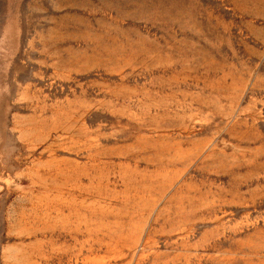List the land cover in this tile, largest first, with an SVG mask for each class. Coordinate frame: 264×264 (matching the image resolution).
<instances>
[{
  "label": "rangeland",
  "instance_id": "rangeland-1",
  "mask_svg": "<svg viewBox=\"0 0 264 264\" xmlns=\"http://www.w3.org/2000/svg\"><path fill=\"white\" fill-rule=\"evenodd\" d=\"M0 264H264V0H0Z\"/></svg>",
  "mask_w": 264,
  "mask_h": 264
}]
</instances>
